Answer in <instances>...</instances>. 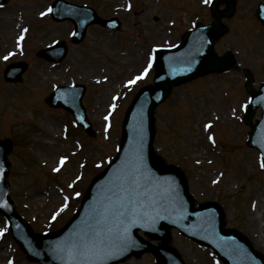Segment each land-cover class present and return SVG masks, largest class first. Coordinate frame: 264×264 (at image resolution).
<instances>
[{"label":"rangeland","instance_id":"1","mask_svg":"<svg viewBox=\"0 0 264 264\" xmlns=\"http://www.w3.org/2000/svg\"><path fill=\"white\" fill-rule=\"evenodd\" d=\"M68 1L91 5L104 17L117 16L120 29L108 31L94 24L82 41L72 43L71 22H56L46 12L52 0H6L0 7V138L12 142L6 154L10 196L36 232L61 226L78 205L76 193L114 156L124 112L137 89L151 82L152 70L135 84L126 86V80L144 71L153 46L174 44L194 23L212 17L210 3L204 0ZM258 1L237 0L234 13L222 20L228 27L226 35L217 42L218 51L237 52L240 65L251 68L256 79L262 78L264 66V27L253 17ZM58 39L67 43L61 62L35 55ZM9 53L14 55L4 60ZM12 61L27 65L21 81L3 78L4 67ZM72 82L86 85L83 103L95 136L76 126L69 113L43 102L56 85ZM243 92L242 76L234 71L174 87L155 111V145L162 147L165 162L183 168L197 201L219 202L226 224L240 229L264 252V169L256 165V151L243 145L247 130L239 112ZM214 116L217 122L211 130L216 147L201 134L202 123ZM219 147L222 150L217 152ZM61 157L66 158L62 166ZM57 167L60 171L54 172ZM62 195L70 200L66 207ZM60 207H64L62 216L52 219ZM0 230V264H37L18 250L1 214ZM170 241L185 264H222L177 230ZM153 262L146 254L120 264Z\"/></svg>","mask_w":264,"mask_h":264},{"label":"water","instance_id":"2","mask_svg":"<svg viewBox=\"0 0 264 264\" xmlns=\"http://www.w3.org/2000/svg\"><path fill=\"white\" fill-rule=\"evenodd\" d=\"M221 1L228 3L227 12H230L233 0H215L214 5ZM214 13L216 19L213 23L187 32L179 46L157 51L154 84L142 87L126 111L119 155L103 173L93 179L82 201L81 209L62 229L45 235H33L12 211L6 200L4 182L7 174L4 154L9 146L6 142H0V210L10 219L12 233L30 259L38 260L42 264H65L56 252L57 246L63 245L70 238L86 230L89 223H95L93 217L96 210L107 203L106 197L111 194L110 189L119 183L126 166L140 159L144 172L152 180V184L149 185L150 198L144 201L146 207L143 211L147 213V217L138 220L135 226L129 228L126 243L115 247L113 255L104 264H113L144 251L153 252L157 256V264H181L175 252L166 245L169 238L168 230L172 226L210 244L227 264H264V258L253 251L245 238L238 233L224 230L222 213L216 205L208 203L194 207L182 172L174 166L162 165L153 155L151 146L154 134L153 111L156 104L168 94L171 86L197 74L225 69L231 64L228 55L219 58L212 50V42L223 32L219 23L220 13ZM257 16L264 22V5L258 10ZM91 22L105 21L91 15L82 27L78 26L81 36L74 38L75 41L82 38L85 27ZM249 83L250 79L247 89L253 98L245 116L251 128L248 143L260 150L264 162V87L252 90ZM83 92V86L76 85L70 99L57 98L61 93L58 89L46 98V101L72 111L86 130L92 133L80 103ZM258 105L263 109L262 118L252 123L250 117ZM138 229L156 236L161 242L157 246L150 245L138 236Z\"/></svg>","mask_w":264,"mask_h":264},{"label":"snow or ice","instance_id":"3","mask_svg":"<svg viewBox=\"0 0 264 264\" xmlns=\"http://www.w3.org/2000/svg\"><path fill=\"white\" fill-rule=\"evenodd\" d=\"M204 3H211V0H204ZM48 11L50 12L51 8ZM44 14L41 13V15ZM23 31L26 32L27 29ZM23 38L22 32L20 40ZM17 46L19 47V41H17ZM12 55L14 53H9L3 59L8 60ZM152 60L153 58L150 56L148 58V66L144 69L143 73L129 80L126 86L144 79L152 68ZM113 99L116 98L113 97ZM114 107L115 105H112V108ZM109 115H111V111ZM104 119L107 121L109 117L105 116ZM205 127L208 128L210 125H206ZM105 132H107V126L105 127ZM209 139L212 138L209 137ZM65 161L66 158L61 157L59 161L60 165H64ZM260 167L264 168V163H261ZM53 171L59 172L60 168H54ZM77 179H80V177H77ZM151 184L152 180L144 172L140 159L128 164L119 183L114 184L110 189L111 194L106 197L107 203L96 210L93 217L95 223H89L86 230L70 238L63 245L57 246L56 252L59 258L65 264H104L113 255L115 247L126 243L125 238L129 228L135 226L138 220L147 217V213L143 209L146 207L144 201L150 198L151 189L149 185ZM69 187H72V185H69ZM79 195L80 193L77 192L76 196ZM64 199L67 201L68 197ZM66 206L67 204H65ZM55 218L54 214L53 219ZM140 226L143 227L145 225ZM121 229L123 230L122 232ZM2 234L3 230H0V235ZM9 264H11V261Z\"/></svg>","mask_w":264,"mask_h":264}]
</instances>
